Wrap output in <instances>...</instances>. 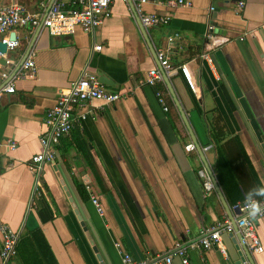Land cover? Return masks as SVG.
<instances>
[{"label": "crops", "instance_id": "crops-1", "mask_svg": "<svg viewBox=\"0 0 264 264\" xmlns=\"http://www.w3.org/2000/svg\"><path fill=\"white\" fill-rule=\"evenodd\" d=\"M43 1L0 0V7L17 2L35 10ZM188 1L190 8L147 0L145 13L168 17L147 34L130 0H114L93 35L51 37L28 28L7 34L18 46L0 63V223L19 239L6 264H122L116 245L138 262L171 254L181 264L176 244L189 264L249 263L236 227L220 233L219 248L198 244L216 222H233L234 206L249 193L264 195L255 191L264 189V0ZM210 23L228 39L212 53V68L200 58ZM30 46L35 70L22 75L18 63ZM158 51L174 67L186 64L193 84L179 72L162 81L167 111L156 95L159 83L143 82L159 68ZM98 72L112 82L105 89L121 98L74 110V127L55 147L53 163L36 173L31 158L40 151L46 111L71 82ZM8 83L12 93L2 90ZM213 125L225 134L217 145ZM194 141L200 150L186 152ZM203 166L213 171L221 197L214 188L203 194L196 177ZM256 229L263 251L251 257L264 264V216Z\"/></svg>", "mask_w": 264, "mask_h": 264}, {"label": "built area", "instance_id": "built-area-1", "mask_svg": "<svg viewBox=\"0 0 264 264\" xmlns=\"http://www.w3.org/2000/svg\"><path fill=\"white\" fill-rule=\"evenodd\" d=\"M113 2L114 0H46L40 2L35 10H29L17 2H11L8 5L0 7V42L6 43L7 51H12L16 48L18 46L17 41H9L7 34L18 28H28L31 31L45 29L51 37L71 36L76 30L93 35L102 20L110 15ZM130 2L132 13L139 19L144 29L147 30L149 27L166 25L168 23V17L147 14L143 11V6L147 3V0H130ZM166 3L171 6L191 7V2L188 0H166ZM238 6L240 10L243 3L240 2ZM176 38H178L177 34L168 37L167 44L172 45ZM203 38L204 50L200 54V58L212 68V53L227 42L228 39L217 35L211 23L207 25ZM93 49L100 50L101 46L95 45ZM5 56L6 54L0 53V58ZM156 56L159 61V68L154 67L148 70L146 78L143 81L144 83L154 85L162 82L164 75L168 76L172 72H179L192 88L193 84L186 64H181L177 67L172 66L167 60L165 51H158ZM21 67L23 70L22 75L35 70L31 52H28L27 58ZM2 77L5 78L6 75L2 74ZM2 90L6 93H12L14 86L12 83H8ZM156 95L163 110L167 111L168 107L162 94L157 92ZM121 96L122 92L106 90L104 86L97 82L96 77L82 76L71 82L65 91L58 94L55 104L46 111L43 121L45 129L39 136L40 151L31 158L32 170L39 173L44 163H53L55 147L58 145L60 139L67 135L74 127V110L90 100H98L104 104H111L119 100ZM85 117L82 115L80 119L84 120ZM209 148L208 146L204 147L203 151L206 152ZM184 150L192 152L195 150V145L188 143L184 146ZM196 177L201 185L203 194L207 196L214 188L215 176L213 171L204 166L200 167L196 170ZM39 185V180H37L35 189ZM87 190L89 191L90 202L98 214L103 215L98 198L90 192L89 188ZM255 200L264 209V195L262 198ZM234 208L238 211L234 223L229 220L216 222L206 236H201L198 246L203 250H208L212 247L219 248L220 233L222 231L230 233L236 227L240 233L241 245L246 248L248 253L250 255L262 253L263 247L257 233L256 221L264 216V211H261L255 217L248 216L247 200L236 204ZM0 235V259L2 264H6L16 253L19 233L2 222L0 223ZM116 247L118 254L122 258V264H173L171 254L164 256L159 262L152 260L138 262L133 260L130 255L124 253L118 245ZM221 251L223 252L222 249ZM175 252L180 257L181 264H189L185 250L180 247V244H176ZM242 264L249 263L243 260Z\"/></svg>", "mask_w": 264, "mask_h": 264}, {"label": "water", "instance_id": "water-1", "mask_svg": "<svg viewBox=\"0 0 264 264\" xmlns=\"http://www.w3.org/2000/svg\"><path fill=\"white\" fill-rule=\"evenodd\" d=\"M37 30H39V29H37ZM144 31H145V34H147V30L144 29ZM8 40H9V41H13V40H15V36H14V34L11 35V36L8 38ZM30 48H31V46L27 48V50L25 51V54H24L23 58H22L21 61L18 63V66H19V67H20V66L24 63V61L26 60L27 55H28V52L30 51ZM9 52H10V51H7V50H6V43H2V42H0V53H1V54H6V55H7V54H9ZM0 63L6 65V61H5V59H4V58H0ZM96 80H97V82H98L99 84H101L102 86L111 85V83H112L111 80H110L107 76H105L104 74H102V73H100V72H98V73L96 74ZM163 81H164L165 83H167V81H168L167 76H165V75L163 76ZM174 102H175L176 106L179 107V105L176 103L175 99H174ZM194 143H195V141H194ZM195 146L197 147L198 150H200L199 146H197L196 143H195ZM213 184H214V189L218 192V194H219L220 197H221L220 190H219V188H218L217 183L214 181ZM232 223H234V221H233ZM234 228H235V227H234ZM239 244H240V248H242L243 252H245L246 257H247V259H248V261H249V264H254L253 261H252V257H251V255L248 253V251L246 250V248H245L243 245H241L240 235H239ZM242 262H243V261H242Z\"/></svg>", "mask_w": 264, "mask_h": 264}, {"label": "trees", "instance_id": "trees-1", "mask_svg": "<svg viewBox=\"0 0 264 264\" xmlns=\"http://www.w3.org/2000/svg\"><path fill=\"white\" fill-rule=\"evenodd\" d=\"M162 90H163V83L162 82H159V86L157 87V92H160V94H162V96H163V98L165 100V104L168 107L167 102H166V97H165V95L163 93L164 91L162 92ZM210 134H211V137L213 139V143L216 144V145L217 144H220L223 141L224 135H225L223 133V130L220 127L216 126V125H213L212 126ZM215 172L218 175V177H220V175H221L220 157H218L216 159ZM16 249H17V247H16Z\"/></svg>", "mask_w": 264, "mask_h": 264}, {"label": "clouds", "instance_id": "clouds-1", "mask_svg": "<svg viewBox=\"0 0 264 264\" xmlns=\"http://www.w3.org/2000/svg\"><path fill=\"white\" fill-rule=\"evenodd\" d=\"M255 191H257L259 193H264V189H256ZM261 211H264V209H262L260 207V204L255 199L252 198V193H249L247 196L248 216L255 217Z\"/></svg>", "mask_w": 264, "mask_h": 264}]
</instances>
